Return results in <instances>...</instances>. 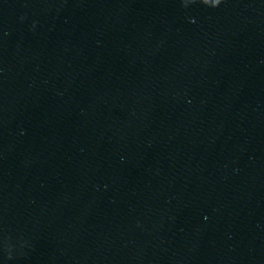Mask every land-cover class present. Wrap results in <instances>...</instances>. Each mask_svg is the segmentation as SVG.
Returning a JSON list of instances; mask_svg holds the SVG:
<instances>
[{
	"label": "water",
	"instance_id": "water-1",
	"mask_svg": "<svg viewBox=\"0 0 264 264\" xmlns=\"http://www.w3.org/2000/svg\"><path fill=\"white\" fill-rule=\"evenodd\" d=\"M264 52V0H0V264H153Z\"/></svg>",
	"mask_w": 264,
	"mask_h": 264
}]
</instances>
